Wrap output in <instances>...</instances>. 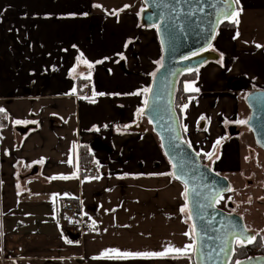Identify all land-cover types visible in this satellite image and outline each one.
I'll return each instance as SVG.
<instances>
[{"label": "crops", "instance_id": "0c3cea01", "mask_svg": "<svg viewBox=\"0 0 264 264\" xmlns=\"http://www.w3.org/2000/svg\"><path fill=\"white\" fill-rule=\"evenodd\" d=\"M144 8L143 0H0V264H195V248L162 258L102 256L195 245L188 210L180 211L185 185L159 175L172 164L137 113L162 57L156 28L141 22ZM238 8L239 24L223 25L210 48L219 58L182 81L179 103L185 140L214 171L231 175L242 170L243 139L253 134L237 123L250 118L246 96L264 90V0ZM81 53L92 68L77 61ZM84 166L100 174L83 175ZM66 199L80 202L96 228L68 226Z\"/></svg>", "mask_w": 264, "mask_h": 264}, {"label": "water", "instance_id": "95a60500", "mask_svg": "<svg viewBox=\"0 0 264 264\" xmlns=\"http://www.w3.org/2000/svg\"><path fill=\"white\" fill-rule=\"evenodd\" d=\"M143 2L145 8L141 12V22L146 27L156 28L162 48L161 65L150 85L149 106L144 107L143 114L158 135L172 164V172L180 175L178 181L187 186L188 213L195 227V264H230L235 256L237 237L243 239L254 235L240 215L218 208L217 201L229 192L231 182L204 163L200 154L197 155L198 152L185 140L177 98L186 73L219 58L217 53L208 49V44L213 45L218 30L227 22L222 13L236 10L237 5L228 9L231 0ZM193 52L198 55L192 56ZM184 56L190 59H182ZM246 101L251 109L247 124L257 144L264 149V90L250 91ZM230 132L240 133L235 126ZM241 261L243 264H264V255Z\"/></svg>", "mask_w": 264, "mask_h": 264}, {"label": "rangeland", "instance_id": "374dc122", "mask_svg": "<svg viewBox=\"0 0 264 264\" xmlns=\"http://www.w3.org/2000/svg\"><path fill=\"white\" fill-rule=\"evenodd\" d=\"M243 141L246 155L243 159L242 170L234 175L217 173L227 177L231 182L232 190L225 195V200L232 202L234 211L243 217L247 227L252 231L259 232L264 241V187L262 186L264 182V180L262 182V177L264 178L262 167L264 164L262 163V148L257 144L253 134L243 139ZM245 253L248 257L257 256L262 253V247L258 245L247 247Z\"/></svg>", "mask_w": 264, "mask_h": 264}, {"label": "snow or ice", "instance_id": "6c2138e0", "mask_svg": "<svg viewBox=\"0 0 264 264\" xmlns=\"http://www.w3.org/2000/svg\"><path fill=\"white\" fill-rule=\"evenodd\" d=\"M239 5L240 4V0H231L230 3L227 4V8L228 9H232V5ZM95 7H101L100 5H95ZM125 7H128L127 5H125ZM243 9L242 8H238L236 10H232V11H225L222 13V15L224 16V19L229 21L230 23L232 24H235V25H238L239 24V17L242 13ZM114 14L118 15V12H114ZM157 28H159L160 26L159 25H155ZM239 36V32L237 31L236 32V35L233 37V39H236L237 37ZM214 38V37H213ZM127 46V45H126ZM257 47H261V45H256ZM75 47V46H73ZM212 48V45L209 43L208 44V49ZM208 49H203V50H208ZM192 56H195V55H198V52H193L191 54ZM121 58L123 59V56L121 55ZM77 61L78 62H82L84 63L85 65H87L89 68H92L93 65L88 62L86 59H83V54L81 53L80 56H78L77 58ZM182 59L184 60H187V59H190L189 56H184L182 57ZM223 61V55L221 54V63ZM102 61H98L97 63H101ZM73 71H75V69H73ZM188 71H192V69H188ZM196 71H198V69H196ZM156 73H152V75L154 76ZM85 79H90V75L89 76H86L84 77ZM184 90L185 91H188V92H198L199 89L196 88L194 86V84H185L184 85ZM75 88L72 90V94L75 93ZM143 93H149L151 92L152 90L150 88H147V89H143L142 90ZM141 93L137 92V93H131V95H140ZM96 95H100V96H103L105 95L104 93H96L95 90H93V97H95ZM91 102L92 103H95V99L92 98L91 99ZM149 106V102L147 99H145L144 101V107L147 108ZM188 107L187 104H185L183 106L184 109H186ZM0 112H4V109H0ZM144 112V108H140L137 110V113L139 115H142ZM201 120L203 119H206L204 116H201L200 117ZM17 123H19V121H17ZM35 123V122H33ZM237 123H240V124H244V123H247V121H243V120H240V121H237ZM125 127H128V126H125ZM206 130V129H205ZM185 131H187V128L185 127ZM223 138H220V139H217V141L215 142L216 145L220 144L221 143V140ZM189 146H191L189 144ZM215 147V145L213 146ZM200 153H197V155H199ZM206 156H208L209 158H211V155L212 153H206L205 154ZM219 158V157H218ZM38 163H43V160L41 161H38ZM69 163H71V161H69ZM173 167L175 168L176 165H173ZM159 175H169V176H172L174 177L175 179L179 180L181 179V176L180 175H177L175 172H172V173H160ZM57 177H53V179H56ZM60 178H63V179H66L67 177H60ZM96 179H99V177H95ZM229 191H231L232 189L231 188H228ZM187 193H188V189H187V186L185 187V192H184V195H185V198L187 199ZM188 210V205L185 204L181 209L180 211L183 213V212H186ZM195 231V227H193V232ZM185 236H189L190 233L189 232H185L184 233ZM256 236H247L243 239L237 237L236 239V243L238 245H245L246 244H252L256 241ZM71 242V241H69ZM195 248V245L194 244H189V245H186L184 248H174L172 246H168L164 249V251H159V252H129V251H125V252H121L120 250L118 249H108L106 250L104 253H102V256L104 257H107L109 259H129V258H162V257H166L168 256L170 253H177L179 255H187L188 252L192 249ZM221 251H223V249H221ZM235 264H243L242 261L240 260H236L235 261Z\"/></svg>", "mask_w": 264, "mask_h": 264}, {"label": "built area", "instance_id": "2783aa9c", "mask_svg": "<svg viewBox=\"0 0 264 264\" xmlns=\"http://www.w3.org/2000/svg\"><path fill=\"white\" fill-rule=\"evenodd\" d=\"M83 175H99L100 170L96 166H84L82 168ZM62 212L65 217L66 224L72 227H79L82 230L96 228L97 223L91 218H87L83 211L80 202L66 199L62 204Z\"/></svg>", "mask_w": 264, "mask_h": 264}, {"label": "flooded vegetation", "instance_id": "af4514ba", "mask_svg": "<svg viewBox=\"0 0 264 264\" xmlns=\"http://www.w3.org/2000/svg\"><path fill=\"white\" fill-rule=\"evenodd\" d=\"M234 132V131H233ZM232 188V187H231ZM230 192V191H229ZM228 193V192H227ZM227 193H225V194H223L219 199H218V201H217V206H218V208H220L221 210H223V211H225V212H227V213H236V214H238V215H240L239 213H237L236 211H234V205L232 204V202H230V201H226L225 200V195L227 194ZM241 216V215H240ZM242 217V216H241ZM243 218V217H242ZM245 222V221H244ZM246 224V223H245ZM246 227H247V225H246ZM247 229L249 230V231H251L252 233H253V235L254 236H256V241L255 242H258V241H262V235L259 233V232H255V231H252V230H250L248 227H247ZM254 242V243H255ZM254 243H252V244H246L245 243V245H243V246H241V245H238L237 243H236V246H239V247H244V248H247V247H252L253 246V244ZM262 247L264 248V244L262 245ZM230 264H233V260L231 261V263Z\"/></svg>", "mask_w": 264, "mask_h": 264}, {"label": "trees", "instance_id": "16d2710c", "mask_svg": "<svg viewBox=\"0 0 264 264\" xmlns=\"http://www.w3.org/2000/svg\"><path fill=\"white\" fill-rule=\"evenodd\" d=\"M230 24L231 23L229 21H227L224 25L227 26V25H230ZM193 72H195V71L186 73L185 76H184V78H183V80L185 78H187L189 75L193 74ZM180 98H181V84H180V91H179L178 98H177V110H178L179 114H180V109H179ZM253 245L254 246H257L258 245V246L262 247L263 242L262 243L260 241L259 242H255ZM260 255H264V248L263 247H262V253L258 254L257 256H260ZM245 258H248V255H246V253H245V248L244 247L236 246L235 256L233 258V264H235V261L236 260H240L241 261V260H243Z\"/></svg>", "mask_w": 264, "mask_h": 264}]
</instances>
